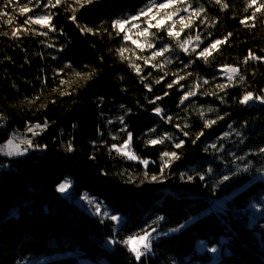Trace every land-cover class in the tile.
<instances>
[{
	"label": "trees",
	"instance_id": "16d2710c",
	"mask_svg": "<svg viewBox=\"0 0 264 264\" xmlns=\"http://www.w3.org/2000/svg\"><path fill=\"white\" fill-rule=\"evenodd\" d=\"M26 2L0 0V17L12 19L0 22V112L9 120L0 144L33 145L0 158V264H264V103H240L247 92L264 97V12L246 26L247 0H222L226 9L188 0L205 22L179 39L199 34L202 43L186 53L152 28L150 38L171 50L145 64L151 54L112 25L148 0H94L75 12L73 0H33L25 15ZM35 15H51V26L26 25ZM14 25L27 32L13 37ZM225 37L207 62L197 55ZM250 53L262 59L245 63ZM224 66L238 75L229 81ZM78 73L88 78L67 88ZM125 141L136 159L113 147ZM67 180L71 194L58 191ZM85 196L93 202L79 203ZM152 228L151 250L137 260L123 241Z\"/></svg>",
	"mask_w": 264,
	"mask_h": 264
},
{
	"label": "snow or ice",
	"instance_id": "6c2138e0",
	"mask_svg": "<svg viewBox=\"0 0 264 264\" xmlns=\"http://www.w3.org/2000/svg\"><path fill=\"white\" fill-rule=\"evenodd\" d=\"M13 0H9V3H12ZM33 0H27L26 3H23L22 6L19 5V12L21 14H27L29 12L33 11L32 7H29L30 4H32ZM41 0H36V7L40 6ZM64 0H55L53 3V0H48V5L51 7H56L63 3ZM74 4L77 6L74 9L75 11H78L79 9H85L88 5H91L94 3V0H73ZM216 4L221 5L222 8H228L227 3H223L222 0H215ZM248 9H253L250 16L245 17V19L241 20L242 24H245L246 26H249L247 24L248 20H254L258 13L264 12V2H261V0H247V7L245 8V11L247 12ZM181 12L186 13L187 15H181ZM205 12V9L201 6L198 8H194L191 3L188 2V0H160V2H157V0H148V2L140 8L135 15H130L123 19H117L113 21V27L118 29L119 32H125L124 39L125 40H131V43L135 45L138 49L143 51L145 48L148 49H154L155 45L148 40V37H151L154 35L150 30L152 28L159 30H165L167 32V35L169 37L175 38L177 41V46L183 50L184 52L189 51V47L195 43L196 47H199V44L202 43L201 37L199 34H197L194 38L192 36H188L184 40H180L179 37L181 34L185 31V29L191 28L193 24L195 23V20L199 19L201 23H204L205 20L201 19L203 13ZM73 21L77 19L75 15L71 17ZM50 21H51V15H35V16H28L25 20L26 25L30 24H38L42 27H50ZM153 21L155 23H153ZM10 22V21H9ZM177 24L180 25L179 31L175 30ZM126 30V26H129ZM143 25V26H142ZM132 29H136L135 35L139 37L145 38V43H141L139 39H133L131 35L128 33L131 32ZM82 31H91V29H88L87 27H84L81 29ZM46 34V33H42ZM18 35L17 32H13V37H16ZM231 33H229V36ZM227 40V37L224 38V40H215L213 43H211L208 47L204 48L202 51H200L197 55L200 58H203L205 62L208 61V58L212 55V52L218 48L219 45L224 43ZM196 47H192L191 51L195 52ZM170 47L165 45L158 50H154L151 52V55L149 57H145L144 62L145 64L149 63L151 60L155 59L156 57H163L165 53H168L170 51ZM126 51V49H120V53L123 56V53ZM140 59L141 57H137ZM248 59H262L260 57H256L254 54H249V57L245 59V63H247ZM170 62V61H169ZM134 69L139 73L141 71L140 67L138 65L133 64L132 65ZM159 65H153V67H157ZM224 70L229 73L227 76V79L229 81L233 80V78L238 75L239 70L232 66H224ZM79 75V73H78ZM178 79H183V77H178ZM241 80H243V76L240 77ZM160 81L158 80L157 83ZM204 83H208L207 80L204 81ZM169 87H172V85H168ZM199 85L194 86L193 90H190L185 93V95L181 99V103L184 102V100H187L190 96H193L196 94L195 89L198 88ZM219 88L223 89L224 85H218ZM213 95L215 93H212ZM157 99H160L159 97ZM253 93L247 92L243 98L240 100L241 104H248L249 101L253 100ZM255 99H258L261 101V103H264V97H255ZM160 108H156L155 112L157 115L161 113ZM208 111H213V109H209ZM201 116H203V113L201 112ZM170 119V118H169ZM215 120H210L205 122V127H210L212 124H214ZM39 127V125H37ZM31 131V129H29ZM187 135V133H185ZM225 136H227V133H225ZM131 139V134H129V140ZM151 144H157L162 143V140H151L149 141ZM182 143V142H181ZM20 144H26L27 147H25L23 150H21L19 144H15L13 139H9L4 145H0V152H3L7 156H13V155H23L25 152L28 151V148H31L33 145L31 144V141L27 140H21ZM128 145V141H125V144L123 146H120L117 148L116 145H113L114 148L117 149L118 152H124V148H126ZM181 144H177L176 147L179 148ZM215 147V145H213ZM260 152L264 153V148L260 149ZM125 155L128 156L129 159H136L134 154H129L128 152H124ZM164 157H170L172 159H179L177 153L175 152H164L162 154V158ZM242 159V158H241ZM143 163L147 164V161H143ZM165 167L169 166L168 161L165 162ZM247 169H245L246 171ZM211 171V170H209ZM183 178V177H182ZM204 177L201 176V179ZM152 181H156L158 178L156 176H153ZM189 180L192 179V177H188ZM225 180L229 179L228 176L224 177ZM69 187L68 183H62L59 185L58 191L65 192L67 188ZM93 201H89V203H92ZM96 212L99 214L100 207L97 204L96 205ZM104 215H107L105 212ZM111 219L114 221H118L119 217L117 216H111ZM160 219H163L161 217ZM181 228L183 225L180 226ZM179 229H172L171 231H178ZM156 229L152 228L151 232L145 230L143 231V234L141 235H133L127 237L123 241V243L128 247L129 251L132 252L136 259L139 260L141 256L145 254V252L151 250V237L152 232H155ZM201 245H203V242H201ZM211 252L215 253L217 249L215 247L210 249Z\"/></svg>",
	"mask_w": 264,
	"mask_h": 264
},
{
	"label": "rangeland",
	"instance_id": "374dc122",
	"mask_svg": "<svg viewBox=\"0 0 264 264\" xmlns=\"http://www.w3.org/2000/svg\"><path fill=\"white\" fill-rule=\"evenodd\" d=\"M11 17L9 16V15H2L1 17H0V22H5L6 24H7V26H9V25H11ZM10 21V22H9ZM153 23H155L154 21H153ZM37 26H40V27H42L41 25H38V24H36ZM143 26V25H142ZM128 27H130V25L129 26H126V30H127V28ZM18 31V35L17 36H21L22 34H24V33H26L27 32V28H25V27H18V26H11L10 27V30H9V34H12L13 35V32H17ZM136 29H132L131 30V32H129L128 34L129 35H131L132 36V38L133 39H139L140 40V42L141 43H145V38L144 37H137L136 35H135V33H136ZM151 31V30H150ZM124 35H125V32H122ZM148 40L150 41V42H152L154 45H155V48L154 49H148V48H145L144 50H145V52H148V55L149 54H151V52L152 51H154V50H158L160 47L156 44V42L154 41V39H152V38H150V37H148ZM88 78V75H86V74H84V73H82V74H80L79 76H76L73 80H71L70 82H68L67 83V88H72V87H75V86H77V85H80V84H82L83 82H85V80ZM13 140H14V143L15 144H19L20 145V148H21V150H23L24 148H23V145L22 144H20V142L16 139V138H12ZM27 147V146H26ZM33 147H31L30 149H32ZM28 150H29V148H28ZM26 155V154H25ZM25 155H23V156H25ZM0 156H6V158H8V159H11V160H13V159H17V158H20V157H16V155L14 156V157H10V156H7V155H5L4 153H0ZM23 156H21V157H23ZM0 170H1V168H0ZM64 183H68L69 184V187L67 188V190L64 192L65 194H71L70 192H71V187H72V183H71V180H67L66 182H64ZM90 201V199H89V197H87V196H85L84 198H81V199H78V202L79 203H81V204H84V205H86L85 203L86 202H89ZM152 238V237H151ZM87 260L86 259H82V264H86L85 262H86ZM87 264H98V262H95V261H87ZM103 264H107V261H105L104 260V262H103Z\"/></svg>",
	"mask_w": 264,
	"mask_h": 264
},
{
	"label": "built area",
	"instance_id": "2783aa9c",
	"mask_svg": "<svg viewBox=\"0 0 264 264\" xmlns=\"http://www.w3.org/2000/svg\"><path fill=\"white\" fill-rule=\"evenodd\" d=\"M8 124V118L4 114H0V127H4L1 130L6 131L7 129L5 128V126H8Z\"/></svg>",
	"mask_w": 264,
	"mask_h": 264
},
{
	"label": "bare ground",
	"instance_id": "6f19581e",
	"mask_svg": "<svg viewBox=\"0 0 264 264\" xmlns=\"http://www.w3.org/2000/svg\"><path fill=\"white\" fill-rule=\"evenodd\" d=\"M0 114H4L3 112H0ZM5 115V114H4ZM6 116V115H5ZM7 117V116H6ZM9 121V120H8ZM2 128H4V127H0V132H3V133H7V131L9 130V124H8V126H5V128L7 129L6 131H4V130H1ZM7 142V141H6ZM6 142H4V143H1L0 145H4ZM0 153H3V152H0ZM26 153H24L23 155H25ZM23 155H16V157H21V156H23ZM15 155H13V156H10V157H14ZM0 158H6V156H0ZM1 169H2V167H0ZM1 171V170H0ZM151 241H152V238H151Z\"/></svg>",
	"mask_w": 264,
	"mask_h": 264
},
{
	"label": "water",
	"instance_id": "95a60500",
	"mask_svg": "<svg viewBox=\"0 0 264 264\" xmlns=\"http://www.w3.org/2000/svg\"><path fill=\"white\" fill-rule=\"evenodd\" d=\"M257 102H260V101L254 98L253 100L249 101V105H251L253 103H257Z\"/></svg>",
	"mask_w": 264,
	"mask_h": 264
}]
</instances>
